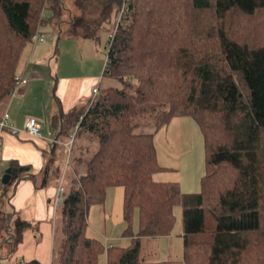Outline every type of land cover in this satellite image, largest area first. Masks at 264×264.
<instances>
[{"label":"trees","instance_id":"trees-1","mask_svg":"<svg viewBox=\"0 0 264 264\" xmlns=\"http://www.w3.org/2000/svg\"><path fill=\"white\" fill-rule=\"evenodd\" d=\"M42 21L60 35L93 39L112 23L102 77L119 82L57 115L61 135L75 127L73 136L96 141L85 155L70 148L74 170L59 201L63 240L51 264L103 257L164 264L140 256L141 239L170 234L175 205L183 264H264V0H0V99L16 86L21 52ZM176 116H189L202 134L204 171L194 192L153 178L166 168L154 134ZM9 167L6 185L14 187L25 166L11 160ZM50 169L51 158L45 178ZM113 186L124 189L125 246L87 234L90 207L103 204ZM0 212L8 226L11 213ZM18 221L11 250L30 224Z\"/></svg>","mask_w":264,"mask_h":264},{"label":"crops","instance_id":"crops-1","mask_svg":"<svg viewBox=\"0 0 264 264\" xmlns=\"http://www.w3.org/2000/svg\"><path fill=\"white\" fill-rule=\"evenodd\" d=\"M29 57L25 63L18 69V75L27 79V82H18L13 92L8 97L4 96L0 99V116L4 113H8L9 121L17 128L20 129L18 133H11L4 131L2 134L1 145V161H0V178L2 177L5 169L9 167L7 165L11 160H16L20 165L25 166V173L19 182L14 186L13 192L8 196L7 203L11 213V218L18 217L28 221L30 224L28 228L24 229L22 238L17 244V248L11 254L10 259H7L4 264H19L17 262V256L20 255V264L25 260L36 258L44 264H51L54 258L53 252V239L52 229L50 226V218L52 217L55 205V194L60 182L64 185V179H57V186L46 185L45 178V166L47 148L51 147V153L54 152L57 144L62 146H70L73 142V136L71 134L72 129L68 133L61 135L60 132V117L57 118L60 110L67 112L73 106L80 103H86L87 99L92 96L90 88L98 78L100 81L103 79L101 71V63L96 65L93 72H90L86 76H78L74 65L66 64V69L58 68L55 77H51L48 72L42 71L44 65L40 64L35 59L31 61ZM101 71V73H100ZM100 73V74H99ZM58 75V80H57ZM99 75V77H98ZM87 77V78H83ZM55 79L54 91L59 98L58 103L54 98V94L51 93V85ZM99 81V82H100ZM94 87V86H93ZM27 117H34L36 120L42 123V133L44 136L32 135L28 131L24 130L23 123ZM186 116L173 117L167 125L164 126L165 133H162V137L168 141H171V146L175 147L182 138H186V144L189 142V129L193 126L194 121L186 119ZM170 132L168 133V129ZM149 128H147L148 130ZM161 130V128L159 129ZM159 130L154 134V142L158 139L160 133ZM50 133V135H49ZM50 137H56L55 147L45 135ZM61 135V136H60ZM51 142V144H50ZM93 142V141H92ZM174 144H173V143ZM203 143V139H202ZM48 144V145H47ZM72 144V145H73ZM184 145V146H185ZM157 150V147H156ZM195 151H193V155ZM186 155V165L180 167L167 166L165 162L161 165L165 166L163 170L157 171L153 174V178L157 181H172L177 182L180 189L183 192H194L200 188V177L203 173L196 177L194 173V161L190 154ZM204 155V153H203ZM204 167V166H203ZM44 176L42 183L37 185V181L33 176L34 171L43 170ZM204 171V168H203ZM123 197L124 189L122 186L109 187L106 194V199L103 204H95L90 207L89 213L98 222V231L91 232L94 235L102 238L107 246L118 242L116 245H127L130 243V237L122 234V222L123 220ZM55 206V207H54ZM88 213V215H89ZM88 225L89 218L87 217ZM36 222V223H35ZM102 223V224H101ZM105 225V227H101ZM108 225V227H107ZM37 226L42 230L44 235H48V240H41L40 242L34 241L32 238L31 228ZM92 230V229H90ZM89 231V226H88ZM99 233V234H97ZM146 240L151 242L150 248L154 249L157 258L152 254V258H145L144 260L156 261L162 260L164 264H183V234L182 230L172 231L168 235L142 237V244ZM157 247V251L155 248ZM141 256V250H140ZM101 264H107L105 257L100 261Z\"/></svg>","mask_w":264,"mask_h":264},{"label":"rangeland","instance_id":"rangeland-1","mask_svg":"<svg viewBox=\"0 0 264 264\" xmlns=\"http://www.w3.org/2000/svg\"><path fill=\"white\" fill-rule=\"evenodd\" d=\"M42 13L46 14V11L43 10L41 11V14ZM41 17L43 16L41 15ZM111 25L112 23H110L107 27L101 29V31L99 32L98 39H93V38H83V37H67L65 35H60L56 27L57 25L53 24L52 22L42 21V23L39 26L38 32L42 35L43 39L37 41L31 39V41L27 43V45L21 52L18 69H20L22 63L24 64L25 61L29 57H31L32 58L31 61L33 62L35 59L39 60L38 62L41 65L42 64L44 65V67H42V71L48 72L49 75L53 78L55 77V74H57L58 68H60L61 70L66 69L65 67L66 64L74 65L78 76L80 75L86 76L90 72H93L94 68L96 67L97 64H99V62L101 63L100 68L102 71L107 55V48H108L107 44H108V38L110 32L109 26L111 27ZM58 78L59 77L57 75V80ZM83 78H87V77H83ZM99 81L100 78H98L97 81L94 84H92L90 88L91 91L90 95L93 96L92 93L93 86H98L100 90L101 86H105L109 82L119 84L117 80L107 77H104L100 82ZM55 84L57 83L55 82V79H53V84L51 85L52 94L54 91L57 94L56 89H54ZM87 104H88V99L86 103H80L77 106H86ZM186 117H187L186 119H190L191 121V118L189 116ZM192 125L193 126L189 129V133L191 136L189 137L190 140L187 145H185L188 139L186 136L187 139L182 138L177 145H174L175 147H172L171 141L170 140L167 141L165 137L161 136L162 133L166 132L165 131L166 127L164 128V126L161 128V130H159L160 135L158 139H156L155 145L157 147L158 157L160 158L159 161L161 163L165 162V164L169 167L178 166L182 168V165L185 166L186 160L183 159H185L186 155L180 156V154L188 152V154H190L192 160L194 161V173L196 177H198L200 175V172L203 173V168H204L202 134L195 122ZM167 131L169 133L170 128ZM72 133L75 134V127L72 128L71 134ZM92 141H96V139L90 134L85 133L81 135V133H78L77 135L73 136L74 144L72 143L73 145L71 144L69 147L57 144L53 153H51V147L47 148L44 157L47 161H49L51 158V169L49 170L46 177L47 187L48 186L56 187L58 182L57 179H59L60 177L64 179V187L65 189L67 188L69 181H71V172L72 170H74V166L70 162V151H71L70 148L72 147L73 154L74 153L78 154L81 151V147H83L84 150L83 154L85 155L87 153L85 150L86 147H87V151L92 150L93 148ZM193 151H195L194 155H193ZM7 165H9V162L7 163ZM43 171L44 169L34 171L32 173L37 181V185H40L42 183L44 176ZM6 184L7 183H2L0 178V209L4 212L8 210V208L10 207L9 203H7V199L8 196L14 190V187L11 186L9 187ZM59 203L60 202H58L55 205L56 207L54 206L55 209L53 210L52 217L49 220L50 222L49 224L52 229V239H53L52 246H53L54 255L63 240ZM174 213L176 215V220L172 231H177L180 229L182 230L181 207L179 205L174 206ZM1 214L2 213L0 212V219L2 216ZM88 218L90 223L88 225L89 231L87 229V234L90 236H98L91 233V232L95 233L96 231L99 232L98 222L95 221L91 213H89ZM18 220L20 221V218L19 219H16V217L10 218L9 222H7L8 226L5 227L0 222V264H4L3 262L6 263L7 262L6 260L10 259L11 254H13L14 250L17 248L16 246L18 242L14 244V250H11V244L8 243V240L9 238H11V233H13L15 229V225L17 224ZM205 222L207 228H213L215 226V220L208 212H205ZM101 227L106 228L105 225H101ZM124 227H125V222H122V227H121L122 230L124 229ZM136 227L137 226L135 219L134 228ZM31 230H32V238L37 243L40 242L41 240H48L49 238L48 235H44L39 227L34 226L31 228ZM11 239L13 240V238ZM115 244H120V243L115 242ZM151 244H152L151 242H147L146 240H144L141 249V257L143 256L145 258H152L151 256L152 254H154V256L157 258L156 253L153 252L154 249L150 248ZM155 251H157V247L155 248ZM19 259H20V255L17 256V262L20 264Z\"/></svg>","mask_w":264,"mask_h":264},{"label":"built area","instance_id":"built-area-1","mask_svg":"<svg viewBox=\"0 0 264 264\" xmlns=\"http://www.w3.org/2000/svg\"><path fill=\"white\" fill-rule=\"evenodd\" d=\"M43 17L45 16V13L41 14ZM42 35L37 31L33 37L32 40L37 41V40H42ZM105 61H107V56ZM16 79H17V84L18 82L20 83H25L27 82L26 78L21 77L20 75H16ZM16 84V86H17ZM15 86V87H16ZM14 87V89H15ZM13 89V91H14ZM12 91V92H13ZM92 93H93V98L95 96H97V94L99 93V88L98 86H94L92 88ZM24 130L28 131L29 133H31L32 135H36V136H44L42 133V123L39 122L38 120H36L34 117H27L23 123V127ZM4 131H9L11 133H18L20 131L19 128L15 127L8 119V113L4 112L1 116H0V161H1V145H2V134ZM50 135V133H49ZM48 134L45 135V137L50 140L51 142H54L55 139L50 137ZM74 135V133H72V136ZM64 186L62 184V182L59 183L58 185V189L56 191L55 194V202H59L63 197H64Z\"/></svg>","mask_w":264,"mask_h":264},{"label":"water","instance_id":"water-1","mask_svg":"<svg viewBox=\"0 0 264 264\" xmlns=\"http://www.w3.org/2000/svg\"><path fill=\"white\" fill-rule=\"evenodd\" d=\"M60 116H61V114H60ZM61 128H62V121L60 122V130H61ZM54 139H55L54 142H56V137ZM10 172H11L10 167L5 169V172L3 173L2 177H1V182L2 183H7L8 182V180L10 178Z\"/></svg>","mask_w":264,"mask_h":264}]
</instances>
